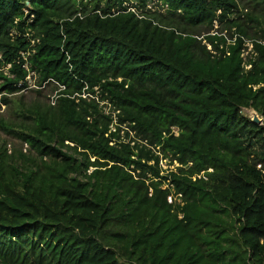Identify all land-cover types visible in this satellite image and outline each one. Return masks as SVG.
I'll list each match as a JSON object with an SVG mask.
<instances>
[{
    "label": "trees",
    "instance_id": "1",
    "mask_svg": "<svg viewBox=\"0 0 264 264\" xmlns=\"http://www.w3.org/2000/svg\"><path fill=\"white\" fill-rule=\"evenodd\" d=\"M0 56V264H264V0H0Z\"/></svg>",
    "mask_w": 264,
    "mask_h": 264
},
{
    "label": "rangeland",
    "instance_id": "2",
    "mask_svg": "<svg viewBox=\"0 0 264 264\" xmlns=\"http://www.w3.org/2000/svg\"><path fill=\"white\" fill-rule=\"evenodd\" d=\"M242 8H244V11H248V9H247V7L245 6V5H242ZM147 9H150L151 11H161L162 13H164L165 11L161 8V6L159 5V4H157V2H152V3H150L149 5H148V7H147ZM218 27V25H216V28ZM214 28H215V26H214ZM215 28V29H216ZM203 31H204V29H203ZM202 31V32H203ZM205 33V32H204ZM249 48L251 49V47L249 46ZM245 56H247V54H245ZM32 83L34 82V80H32L31 81ZM252 113H253V111L252 110H243V115L245 116V117H247V118H250V119H252ZM1 114H6V109H5V107L4 106H2L1 108H0V115ZM3 141H6V142H8V144L10 145V146H13V145H16V146H18V147H20L19 145H17L18 143L17 142H15V141H13V140H11V139H8L5 135H3L1 132H0V143L1 142H3ZM162 167H163V169L164 170H167V169H175V168H177L178 167V165H175V166H170L169 164H170V162L168 161V160H164V161H162Z\"/></svg>",
    "mask_w": 264,
    "mask_h": 264
},
{
    "label": "built area",
    "instance_id": "3",
    "mask_svg": "<svg viewBox=\"0 0 264 264\" xmlns=\"http://www.w3.org/2000/svg\"><path fill=\"white\" fill-rule=\"evenodd\" d=\"M27 36H29V34ZM36 42H39V41L32 40V45L35 46V43ZM0 59H1V56H0ZM25 68L28 69L27 66ZM247 68L250 69V67H247ZM28 81H29L30 84H32L31 88H35V86L33 85L34 82L33 83L31 82L32 81L31 77H29V80ZM60 88H61V90H64V87H60ZM26 92H27L26 89H24L22 91V93H26ZM57 98H58L57 95H54L53 97H51V100H52L53 104L56 102Z\"/></svg>",
    "mask_w": 264,
    "mask_h": 264
},
{
    "label": "water",
    "instance_id": "4",
    "mask_svg": "<svg viewBox=\"0 0 264 264\" xmlns=\"http://www.w3.org/2000/svg\"><path fill=\"white\" fill-rule=\"evenodd\" d=\"M255 124H261L262 120L259 118V116L257 115V113L255 111H253L252 113V119H251Z\"/></svg>",
    "mask_w": 264,
    "mask_h": 264
}]
</instances>
